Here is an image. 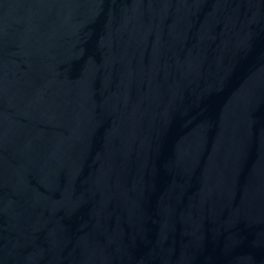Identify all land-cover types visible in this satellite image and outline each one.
I'll return each instance as SVG.
<instances>
[{
	"label": "water",
	"instance_id": "water-1",
	"mask_svg": "<svg viewBox=\"0 0 264 264\" xmlns=\"http://www.w3.org/2000/svg\"><path fill=\"white\" fill-rule=\"evenodd\" d=\"M0 264H264V0H0Z\"/></svg>",
	"mask_w": 264,
	"mask_h": 264
}]
</instances>
